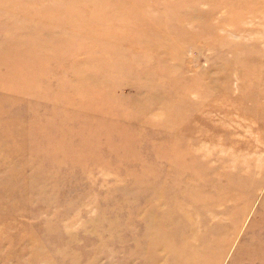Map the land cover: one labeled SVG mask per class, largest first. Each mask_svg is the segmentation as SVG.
Segmentation results:
<instances>
[{
	"label": "rangeland",
	"instance_id": "1",
	"mask_svg": "<svg viewBox=\"0 0 264 264\" xmlns=\"http://www.w3.org/2000/svg\"><path fill=\"white\" fill-rule=\"evenodd\" d=\"M0 264H264V0H0Z\"/></svg>",
	"mask_w": 264,
	"mask_h": 264
},
{
	"label": "bare ground",
	"instance_id": "2",
	"mask_svg": "<svg viewBox=\"0 0 264 264\" xmlns=\"http://www.w3.org/2000/svg\"><path fill=\"white\" fill-rule=\"evenodd\" d=\"M23 45H28L29 44V42L28 41H25V42H21ZM68 51V50H67ZM113 66H109L108 68H112ZM60 68H62V66H60ZM79 73H81V71H79ZM105 75L104 77H103V79L101 80V81H104V80H106V79H108V77H106V75L108 74V73H104V72H96L95 71V75L97 76V81H98V77L100 76H102V75ZM143 80L146 78L145 76H142V75H139ZM67 87L69 88V85H67ZM92 89H94V88H92ZM69 90H71L70 88H69ZM72 91V90H71ZM81 91H83V89H81ZM110 144V143H109Z\"/></svg>",
	"mask_w": 264,
	"mask_h": 264
}]
</instances>
